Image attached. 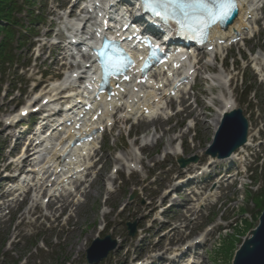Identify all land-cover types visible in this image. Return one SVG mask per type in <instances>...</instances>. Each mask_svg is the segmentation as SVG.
Listing matches in <instances>:
<instances>
[{
  "label": "rangeland",
  "instance_id": "obj_1",
  "mask_svg": "<svg viewBox=\"0 0 264 264\" xmlns=\"http://www.w3.org/2000/svg\"><path fill=\"white\" fill-rule=\"evenodd\" d=\"M33 1L34 4L30 10H40L44 21L33 26L34 33H38L35 38L29 36L23 38L22 48L16 53L19 61L8 69L6 68L5 75L0 78V173L7 166V159L17 153L16 148L11 149L12 141L16 139L10 140L6 136L7 133L3 132L5 128L3 120L9 114H16L25 102L32 98L33 93L46 91L54 80L53 78L58 76L59 56H57L54 45L52 47L49 43L56 41L53 36L57 28L56 17L58 16L55 2H58V5L59 3L64 5L66 1ZM257 6H261V2ZM19 17L23 25L27 26V18L23 17L22 13ZM258 17L261 20L256 21V27L250 25L246 35V37L252 35L253 38L244 41L243 47L236 46L221 54L222 56L226 54V58L229 59L223 61L222 67H220V62L214 63L211 58L200 62L197 74L199 76L194 82V93L181 97V99L184 98L185 105L189 101H194L190 108L183 111L184 113L169 120L159 119L158 123L148 124L138 121L130 128L118 122L110 132L103 135L101 154H97V157L100 154L99 163L103 164V169L100 171L99 179L97 178L98 180L96 179L97 181L90 188L85 189L88 195L81 194L79 197L81 201L74 202L72 196L66 199V206L62 205V208H57V205L50 204L53 201L51 197L46 204H39L33 208L30 205L27 206L26 203L18 204V201H15L19 198L17 196L14 199L15 202L7 201L4 205H0V242L6 239V245L0 250V264L14 262L18 264H86L84 251L101 227L103 231L99 234L100 238L106 234H109L111 239L119 238L118 249L116 248L119 250V259L116 262L113 260L115 252L112 251L105 260L98 264H129L133 256L139 253L146 254L151 244H155L158 238L164 239L163 232L156 233L155 230L160 223L154 224L152 229H147L156 216L160 221L168 219L172 225L179 223L181 226H186L183 230L179 229L181 232L184 231L181 236L191 232L192 237L208 226L224 224L226 227L222 230L219 228L221 231L216 232L217 229H215L208 233L205 245L199 249L200 252H204L199 262H202L201 264H230L231 255L240 240L256 224L259 211L254 206L253 200L251 201L244 192L250 190L251 193H256L264 186V165L260 167V174L255 178L257 182L254 184L246 182V185L241 187L242 189H238L239 185L234 184L226 187V183L223 182L216 194L220 197L218 199L209 198V205L202 206L199 212L191 214L192 210L189 209L190 215L173 211L159 216V211L154 208L159 203V197H162V191L171 185V178L176 177L178 171H183L176 163L177 158L182 156L186 159L189 156H197L196 165L207 159L204 149L210 143L214 132L211 123L217 117V110L221 108L220 96H230L236 108L242 110L248 121L247 136H250V143L253 145L259 140H264V58L262 56L264 55V7L262 11H256L255 18ZM46 23L47 25H44ZM49 25L51 29L48 28ZM250 55L256 58L254 62L261 70L259 77H255L249 70L245 74L248 81L247 86L250 85L252 93L254 91L257 94L255 99L251 92L247 97L241 94L244 85L239 80L240 71L237 72V63L244 64L242 58L247 57L249 60ZM217 73L228 75L232 79L224 87L218 85L216 80L209 82V76L213 77ZM204 76L208 80H204ZM256 79L260 81L255 82ZM186 118L195 122L194 134L193 131L184 127L183 120ZM35 120L36 117L31 118V123ZM136 138L140 140L135 141ZM144 142L151 146L141 150L140 146ZM177 142L181 144V156L166 154L178 145ZM136 149L142 152L144 158L141 162L142 172L127 174L128 171L125 173L123 163L120 161V171L116 173V178L109 180V177L114 176L112 174L113 165H118L119 159H131L132 151ZM261 149L264 150V143L259 147V150ZM245 153L249 155V150L246 149ZM163 155H165L164 158ZM242 158L245 159V156ZM193 166L190 164L188 168H185L190 169ZM100 179L104 180V184L108 180L113 189L111 193L105 190ZM191 187L193 186L189 185L186 188ZM7 191V189H0V196ZM132 193L135 195L131 201H128V196ZM29 195L30 192L25 198L22 196L21 200L27 202ZM178 195L179 201L176 205H184L186 197L180 193ZM166 201L167 199L164 202ZM148 213L149 217L141 220V215ZM127 222H135L139 232L145 228L147 230L144 234L139 233L138 236L129 238L124 226ZM168 239L165 238L159 244L161 251L166 247L165 242H168ZM33 241L37 242L35 246L31 245ZM173 243L170 240V244ZM127 250L128 253H126ZM190 260L191 257L186 258L185 262L188 263Z\"/></svg>",
  "mask_w": 264,
  "mask_h": 264
},
{
  "label": "bare ground",
  "instance_id": "obj_2",
  "mask_svg": "<svg viewBox=\"0 0 264 264\" xmlns=\"http://www.w3.org/2000/svg\"><path fill=\"white\" fill-rule=\"evenodd\" d=\"M255 2V0H238V8L237 13L235 18L233 19V22L223 31H219L217 30V27H215L212 30V34L210 35L209 38V43L207 44V46H213L214 44H217L218 46L220 45V43H223V45H221L222 47H226L228 44H230V40L231 38H235V34L237 33V36H241L243 33V29L246 28V20H247V16L249 15V17H251L253 14L252 13V4ZM72 10H70V15H75V5H72ZM83 13L82 10L79 11V14ZM99 14L101 15L100 11ZM76 16V15H75ZM78 17V15H77ZM69 29H73V25L68 24L66 25ZM232 43V42H231ZM180 49V48H179ZM78 59V58H76ZM75 59V60H76ZM88 63V62H85ZM188 63L190 64V61H188ZM178 65H173L169 68L168 70V74L167 77L169 80L172 81V83H174L180 76L183 75H187L188 71L186 72L185 69H182L181 73H178ZM74 73V72H73ZM158 77V76H157ZM217 80H222V74H216L215 77ZM164 80L166 82V79H164V75H162V77L159 78V84L164 83ZM67 84H69V80L68 78H65L63 81L58 82V83H54L52 84L51 87V91L52 94L55 95L58 91H60L64 86H66ZM152 86H155L156 84L152 82ZM188 85V84H187ZM187 85H183V86H187ZM124 86V85H123ZM169 90H165L163 89L162 92L157 93L156 90H148V89H142L139 90L138 92L132 93L127 91V89H125V94H121L118 93L116 95V99L117 101H114L111 104H107L104 103L103 106L104 108H113L116 105H122V109L124 112L123 118H128L129 116H136L139 114L141 115H145V116H139L140 118H148L151 117L153 118L155 115H157L161 104H163L165 101L170 100L169 97L166 96V94L168 93ZM178 91V90H177ZM176 91V93H177ZM70 95V94H69ZM68 95V96H69ZM53 97H49L47 100V103L44 105L45 107H51L53 106L52 102H53ZM219 102H221V108L219 110H217V117L214 121H212L211 126L213 127V129H216L220 116L223 112L225 111H229L231 110L234 106H233V101L228 97L227 99H225L224 97L220 96V100ZM94 104V102H93ZM26 107H24L23 109H26ZM21 109V111L23 110ZM109 110L111 109H107L106 112H103L101 117H99V122L100 124L106 121V118H108L110 116ZM147 112V114H144V112ZM17 116L13 117L12 119H10V121L12 122ZM67 120H70L72 117L67 118L68 115L64 116ZM57 121V120H56ZM81 121H84V124H86V126H90L93 125V122L87 121L86 116H82ZM60 122H62V119L60 120ZM90 122V123H89ZM89 123V124H88ZM107 123V122H106ZM103 126V124H101ZM52 129L55 128L54 124H51ZM71 131V127L68 128H64V133L66 136H62V137H58V138H53V136H55L54 133H56L54 131V135L52 137H42L43 136V132L42 134H39L36 132V134H33L32 137V141H41L42 142L38 143V145H35V152L32 153V158L30 155L25 156L24 160L21 161H17L18 165L21 163H26L27 166L29 165V167L31 166L32 168L29 169L28 171H30L33 175V179L31 180V183L34 184V186H38L39 189H42L45 186V189L47 190L48 193H50V191H53L55 189H57L58 187H61L64 182L63 179L66 178V180L68 181L66 176H62L60 178H55V170H57V168H61V170L66 171L65 173H72V171L74 169H77L79 166H81L80 163L85 162L84 158L82 157L79 153H81L82 151H84L83 153L85 154L84 156L86 157H90L91 152L94 150L95 148V140H92L91 142H86L84 144H81V148L80 149H72L69 151L68 156L66 157V161L61 159V156L64 152H66L68 150V145L70 143V139L73 137V134L70 133ZM35 136V137H34ZM37 137V138H36ZM68 138L67 140H64L65 138ZM46 138V139H45ZM174 141V140H173ZM249 141L250 139H247V144L245 145L246 147L249 145ZM244 147L240 148L235 154L233 155H238L240 153L243 152ZM178 151V149L173 150V154H176ZM178 154V153H177ZM83 155V154H82ZM233 157V156H232ZM135 160H138L136 157H133ZM31 161V164L29 163ZM214 160H212L213 162ZM33 163V165H32ZM22 168H24L22 166ZM75 176V178L79 175H76V173H72L70 174V177ZM30 178V177H29ZM52 179V180H51ZM65 180V181H66ZM21 183H26V181H22ZM51 183V184H50ZM51 185L50 188H47L48 185ZM21 186V185H20ZM17 190H21V187H17ZM213 188H211L209 191L206 192V194L204 195L205 198H208L210 196H213ZM190 209H194V206H191ZM147 215L143 216L142 219H145ZM192 246V245H191ZM181 248H178L175 250V254L180 251ZM118 251L115 252L113 260L116 262L118 261Z\"/></svg>",
  "mask_w": 264,
  "mask_h": 264
},
{
  "label": "snow or ice",
  "instance_id": "obj_3",
  "mask_svg": "<svg viewBox=\"0 0 264 264\" xmlns=\"http://www.w3.org/2000/svg\"><path fill=\"white\" fill-rule=\"evenodd\" d=\"M146 6L156 16H161L164 20L172 18L180 22L195 17L204 23L205 28L216 21L226 22L230 19L233 11L236 10L235 0H146ZM128 39L130 40L131 37ZM104 48L105 51L98 55L102 58L101 65L106 73L114 55L123 56V60L119 61V67L116 68L117 72L124 74L125 70L132 66L131 57L123 53L122 50L118 53L119 45L117 43H105ZM151 55L152 53L150 52V58Z\"/></svg>",
  "mask_w": 264,
  "mask_h": 264
},
{
  "label": "water",
  "instance_id": "obj_4",
  "mask_svg": "<svg viewBox=\"0 0 264 264\" xmlns=\"http://www.w3.org/2000/svg\"><path fill=\"white\" fill-rule=\"evenodd\" d=\"M246 122L239 110L224 115L209 154L227 156L245 141ZM183 166V164H181ZM232 264H264V212L257 228L249 233L236 252Z\"/></svg>",
  "mask_w": 264,
  "mask_h": 264
},
{
  "label": "trees",
  "instance_id": "obj_5",
  "mask_svg": "<svg viewBox=\"0 0 264 264\" xmlns=\"http://www.w3.org/2000/svg\"><path fill=\"white\" fill-rule=\"evenodd\" d=\"M17 1L0 0V72L5 63L11 64L14 59V55L10 53V50L12 49L11 43L14 38V29L19 25L18 20L13 16L15 12L18 13L21 9ZM24 1L27 2V0ZM16 40H20V37Z\"/></svg>",
  "mask_w": 264,
  "mask_h": 264
}]
</instances>
